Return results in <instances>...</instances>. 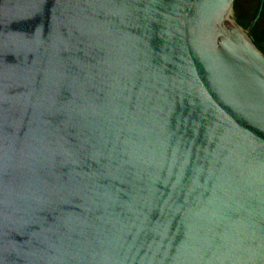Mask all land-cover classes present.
Returning a JSON list of instances; mask_svg holds the SVG:
<instances>
[{"label":"water","instance_id":"1","mask_svg":"<svg viewBox=\"0 0 264 264\" xmlns=\"http://www.w3.org/2000/svg\"><path fill=\"white\" fill-rule=\"evenodd\" d=\"M233 3L0 0V264H264V54Z\"/></svg>","mask_w":264,"mask_h":264},{"label":"flooded vegetation","instance_id":"2","mask_svg":"<svg viewBox=\"0 0 264 264\" xmlns=\"http://www.w3.org/2000/svg\"><path fill=\"white\" fill-rule=\"evenodd\" d=\"M257 2L258 0H256L255 7L245 8L247 0H234L232 6H234V12H236L237 14L235 22L240 26L247 27L246 33L248 34V37L254 44L257 45L258 49L264 54V25L258 26V23L262 20L264 14V2L258 18L250 28L252 23V17L254 16L256 11Z\"/></svg>","mask_w":264,"mask_h":264},{"label":"rangeland","instance_id":"3","mask_svg":"<svg viewBox=\"0 0 264 264\" xmlns=\"http://www.w3.org/2000/svg\"><path fill=\"white\" fill-rule=\"evenodd\" d=\"M236 1H240V0H236ZM256 5V0H247V3L245 5V8L247 7H255ZM229 15L230 17L232 18L234 24L236 26H238L244 33L247 31V27H244V26H240L238 25L236 22H235V18L237 17V14L236 12H234V6H232L230 12H229ZM264 25V14H263V17H262V20L258 23V26H263ZM256 45V44H255ZM257 46V45H256Z\"/></svg>","mask_w":264,"mask_h":264}]
</instances>
